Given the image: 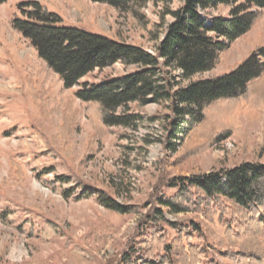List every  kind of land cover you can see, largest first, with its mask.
Listing matches in <instances>:
<instances>
[{"label": "rangeland", "instance_id": "obj_1", "mask_svg": "<svg viewBox=\"0 0 264 264\" xmlns=\"http://www.w3.org/2000/svg\"><path fill=\"white\" fill-rule=\"evenodd\" d=\"M30 1L58 14L63 25L108 35L154 55L173 20L170 12L182 5V0L148 1L133 9L90 0L0 4V264H120L139 219L156 206L158 195L173 192L167 180L244 162L264 163V73L252 81L244 99L219 103L217 110L226 115L219 116L222 112L217 110L209 114L223 136L209 146L203 145L209 127L183 145L189 122L183 123L175 139L169 137L167 97L151 101L148 95L144 106L133 102L118 108L117 115L135 119L129 117V125L104 126L96 123L76 92L105 79H121L140 67L116 62L65 88L61 77L13 26L14 19L23 18L21 5ZM230 9L218 5L208 13L226 18ZM256 11L251 29L229 44L215 68L185 79L180 70L163 67L157 73L158 84L173 92L190 81L229 72L264 45V11ZM238 104L245 107L239 109ZM229 127L230 134H224ZM191 148L197 151L189 155L186 151ZM105 198L133 211H111ZM205 223L194 235L195 242L223 264L220 253L227 245L218 238H224V228L216 220ZM47 228L52 236L43 238ZM259 239L264 246V229Z\"/></svg>", "mask_w": 264, "mask_h": 264}, {"label": "trees", "instance_id": "obj_2", "mask_svg": "<svg viewBox=\"0 0 264 264\" xmlns=\"http://www.w3.org/2000/svg\"><path fill=\"white\" fill-rule=\"evenodd\" d=\"M5 1L0 0V4ZM90 1L133 9L135 5L158 0ZM218 5L231 6L228 17L208 13ZM21 7H25L22 8L23 18L14 19L13 26L61 77L65 88L77 85L89 72L116 62L140 67L121 79H105L76 92V96L89 105L96 123L104 126L129 125V117L135 119L117 115L118 108L133 102L144 106L149 101L148 95L151 101L167 97L171 111L169 137L175 139L183 123L189 122L183 145L192 136L200 137V130L209 127L203 142L204 146H209L223 138L218 130L221 126L209 114L228 99H244L252 81L264 73V45H261L229 72L190 81L173 92H165L157 77L158 71L169 66L180 70L185 79L215 68L229 44L251 29L258 16L256 9L264 11V0H182V5L170 12L173 20L158 43L156 55L108 35L63 25L58 14L38 1L24 3ZM238 106L239 109L245 107ZM217 113L226 115L222 110ZM223 131L229 135L232 130L229 127ZM196 151L191 148L186 153L192 155ZM166 186L173 192L158 195L156 206L139 219L136 235L122 253L120 264H218L195 242L194 235L201 233L205 220H216L224 228V241L218 238L227 245L220 253L223 264H264V246L259 239L264 229V163L244 162L200 175L175 176L167 180ZM103 201L107 209L116 213L133 211V207L120 205L113 199ZM165 211L173 218H166ZM187 214L195 216L176 217ZM51 236V228L45 229L43 238Z\"/></svg>", "mask_w": 264, "mask_h": 264}]
</instances>
